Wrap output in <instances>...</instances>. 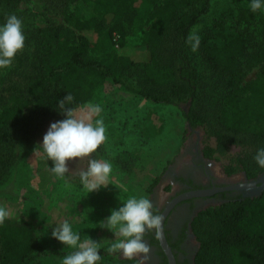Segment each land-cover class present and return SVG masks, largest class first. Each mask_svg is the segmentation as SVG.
Segmentation results:
<instances>
[{"label": "trees", "instance_id": "1", "mask_svg": "<svg viewBox=\"0 0 264 264\" xmlns=\"http://www.w3.org/2000/svg\"><path fill=\"white\" fill-rule=\"evenodd\" d=\"M214 1L145 0L153 8L147 15L150 28L144 32L137 54L123 56L116 47L126 44L137 17V0H0V23L13 12L29 10L41 15L45 8H53L64 21L63 25H41L31 33L34 53L26 89L14 88L0 110V184L17 162V140L39 135L46 121L64 116L57 110L59 100L68 94L73 97L68 106L76 109L89 103L105 82L126 87L127 77L137 73L139 96L153 103L195 102L202 77L190 55L188 36ZM79 3L92 5V22L81 17ZM259 17V13L241 11L236 34L227 38L224 33L210 32L200 42L199 56L217 83L214 90L222 92L215 114L220 129L231 138L264 144V41L255 40L257 29L253 27L263 23ZM215 27L222 30L224 24L218 21ZM88 30L96 35L95 41L83 34ZM92 49L99 57L90 55ZM23 58L17 54L13 58L16 69L23 65ZM256 68V76L246 81ZM3 83L0 74V87ZM187 119L194 126L207 122L203 112L191 113ZM256 168L255 173L246 170L249 178L264 171L255 165L252 169ZM209 217L217 221L213 234L203 228ZM192 226L201 243L196 264H208L214 250L219 264H264V192L207 209ZM99 252V263L137 264L136 259L122 261L116 253ZM60 253L43 250L27 222L6 218L0 224V264H42L55 255L68 254Z\"/></svg>", "mask_w": 264, "mask_h": 264}, {"label": "rangeland", "instance_id": "2", "mask_svg": "<svg viewBox=\"0 0 264 264\" xmlns=\"http://www.w3.org/2000/svg\"><path fill=\"white\" fill-rule=\"evenodd\" d=\"M77 10L83 19L93 21L92 5L79 3ZM136 10L137 17L129 28L130 35L125 46L116 47L123 56L137 54L144 32L150 28L147 15L153 11L152 6L145 0H137ZM243 10L259 13V19L263 23L256 22L253 27L257 29L255 40L263 42L264 6L253 11L250 0L214 1L208 15L194 29L200 42L210 32L215 35L224 33L227 38L234 36ZM14 14L23 22L24 47L16 54L24 57V63L16 69L13 60L11 66L0 72L4 77V83L0 87V110L14 88L22 91L26 89L34 53V45L29 43L31 33L48 23L64 24L63 18L53 8H45L41 15H35L29 10ZM218 21L224 24L222 30L215 27ZM83 34L92 41L96 40L92 30L84 31ZM189 52L202 77L196 101L186 100L180 104L153 103L137 94V73L127 77L126 87L105 82L89 103L102 107L100 117L104 121L106 139L89 156L69 160V171L64 177L58 178L51 172L52 161L46 159L38 145L50 124L64 116L46 121L43 132L33 138H19L15 143L17 162L0 184V206L9 211L7 219L31 224L39 237L41 248L47 252L61 255L60 252L70 253L74 250L51 235L53 227L64 220L72 224L73 231L80 233L81 240L90 236L105 250L114 239L120 238L100 226L101 220L110 215V209L119 207L132 196H147L155 207L161 208L170 195L178 190L176 186L181 168L185 162L190 161L189 150L194 149L198 143L204 158L212 164V169L220 176H228L226 180L238 182L244 174L247 175L246 170L257 172V168H252L254 165L260 166L252 155L256 154L258 148L264 147V144L224 134L215 120L222 92L214 90L217 83L199 56V46L193 51L190 44ZM90 55L99 57L94 49L90 50ZM258 71L259 68L250 71L246 81L253 79ZM89 103L74 109V114L81 115ZM199 112H203L207 122L204 125H191L187 116ZM93 158L109 160L112 171L108 178L109 186L88 194L80 183L79 172L86 170L89 160ZM263 174L264 171L258 176ZM216 207L210 206L208 209ZM215 220V217L205 218L203 228L210 234L215 232ZM147 235L148 232L145 233V243L150 247ZM195 237L200 243L198 237ZM116 254L122 261L127 259L120 253ZM55 256L57 257L43 260L42 264H60L62 256ZM134 259L139 260L140 264H150L148 258ZM219 263L214 250V256L208 260V264Z\"/></svg>", "mask_w": 264, "mask_h": 264}, {"label": "clouds", "instance_id": "3", "mask_svg": "<svg viewBox=\"0 0 264 264\" xmlns=\"http://www.w3.org/2000/svg\"><path fill=\"white\" fill-rule=\"evenodd\" d=\"M264 6V0H250L253 11ZM22 20L13 14L0 23V69L12 65L18 50L24 47L25 35ZM193 51L200 43V37L193 30L188 36ZM73 100L71 94L59 100V111L64 118L52 122L38 144L46 159L52 161L51 172L62 178L69 171L68 161L87 157L97 150L105 141V125L100 117L102 107L89 103L81 115L68 105ZM96 117L95 119H93ZM257 164L264 168V147L257 149L254 156ZM112 164L106 159H90L86 170L79 172L81 185L88 194L106 188ZM9 216V211L0 206V224ZM162 215L147 196H132L123 201L119 207L110 209V215L101 220V227L118 235L119 239L109 244L105 251L120 253L127 259L148 258L150 247L145 243V233L155 231L157 238L161 235ZM51 235L64 245L74 249L60 259V264H97L102 259L100 243L88 236L81 240L80 233L73 231L72 224L64 220L53 227ZM137 264L140 261L137 260Z\"/></svg>", "mask_w": 264, "mask_h": 264}, {"label": "flooded vegetation", "instance_id": "4", "mask_svg": "<svg viewBox=\"0 0 264 264\" xmlns=\"http://www.w3.org/2000/svg\"><path fill=\"white\" fill-rule=\"evenodd\" d=\"M189 152L190 161L184 163L177 180L178 190L176 189L177 191L170 195L165 205L161 208L156 207L162 216L167 212L164 219V231L176 264H196L201 246L194 235L192 225L201 212L210 206H221L233 198L243 197V193L235 186L246 185L264 177L263 174L252 179L244 174L238 182L226 180L228 176H220L212 169V164L204 158L199 143ZM225 188L230 189L214 191L212 195L205 197L182 198V196L195 191ZM147 239L150 244L149 263L170 264L168 256L161 246L160 238L156 237L154 230L148 232Z\"/></svg>", "mask_w": 264, "mask_h": 264}, {"label": "water", "instance_id": "5", "mask_svg": "<svg viewBox=\"0 0 264 264\" xmlns=\"http://www.w3.org/2000/svg\"><path fill=\"white\" fill-rule=\"evenodd\" d=\"M236 188H238V190H240L243 193V198H256L259 197L263 194L264 192V177L260 178L259 180L256 181H251L250 183L246 184V185H238L235 186ZM230 188H225V189H216V190H201V191H195V192H191L188 193L184 196H182V198H189V197H205V196H210L214 193V191H224ZM167 212L162 216V226H161V235H160V242H161V246L164 249L166 255L168 256L169 259V263L170 264H176V260L175 257L172 253L171 247L168 244V241L166 239V235H165V231H164V219L166 217Z\"/></svg>", "mask_w": 264, "mask_h": 264}, {"label": "built area", "instance_id": "6", "mask_svg": "<svg viewBox=\"0 0 264 264\" xmlns=\"http://www.w3.org/2000/svg\"><path fill=\"white\" fill-rule=\"evenodd\" d=\"M114 40H115V41H117V40H118V35H115V38H114Z\"/></svg>", "mask_w": 264, "mask_h": 264}]
</instances>
